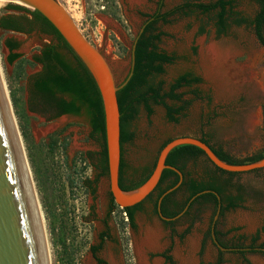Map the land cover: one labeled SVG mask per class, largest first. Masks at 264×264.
Returning <instances> with one entry per match:
<instances>
[{"label":"rangeland","instance_id":"374dc122","mask_svg":"<svg viewBox=\"0 0 264 264\" xmlns=\"http://www.w3.org/2000/svg\"><path fill=\"white\" fill-rule=\"evenodd\" d=\"M57 1L83 37L106 58L115 81L119 82L128 67L130 46L142 20L136 11L152 13L159 0L137 3L129 0ZM213 1L162 0L159 11L162 13L184 3ZM4 4L6 1L1 0L0 8ZM101 5L105 6L104 10L100 9ZM232 6L248 20L257 10V4L250 0H232ZM156 27L164 33L159 48L173 55L174 59L164 65L163 74L155 76V80H163L166 87L177 75L191 72L201 81L189 89H179L186 104L175 122L166 119L161 105H151L150 114L138 107L127 127L133 137L122 148L125 181L137 180L141 172L150 170L161 145L178 136H204L213 148L239 161L263 154L264 48L257 42L253 26L229 23L223 32L217 33L213 13L181 9L168 16L166 23L157 22ZM5 38L18 41V48L14 51L19 57L11 63L6 60ZM45 41L47 39L37 30L28 35L0 30L2 76L42 212L51 263L89 264L87 245L99 230L97 223L90 222V219L103 217L109 201L107 180L99 177L92 183L95 188L93 197L81 183L84 178L93 177L84 160V152L95 153L97 148L96 138L89 135L83 111L78 115L62 114L48 119L29 110L28 78L39 69L38 65L30 63V54ZM210 47L216 50L217 59L214 61H218L212 75L207 74L200 64L202 55L210 58L206 51ZM192 89L197 90L198 96L190 93ZM182 165L184 171L196 180H206L207 175L215 177L223 184V195L239 196L238 206L225 210L218 217V228L223 231L218 238L227 245L224 248L233 244L246 247L250 237L264 226V167L220 172L204 155L186 160ZM174 197L180 200L181 192ZM191 212L190 216L174 220L168 228L152 214L145 202L134 213V228L129 229L122 212L115 209L109 224L112 234L119 238V255L122 254L124 262L129 263L131 255L135 258L136 251L139 264H164L160 258H150L147 254L161 251H166L174 264L215 262L220 249L211 242L206 231L213 208L209 202H200L192 207ZM145 224H156L161 230L160 247L146 252L144 249L139 256L137 241L144 234L139 233ZM232 228L237 229L224 234ZM137 235L139 237H135ZM134 237L133 252L128 241L134 245ZM263 241L264 234L259 233L255 246ZM236 249L220 250L221 264H264V254L241 255L235 252ZM109 251L112 252L105 247L102 256L109 258L112 264H118Z\"/></svg>","mask_w":264,"mask_h":264},{"label":"trees","instance_id":"16d2710c","mask_svg":"<svg viewBox=\"0 0 264 264\" xmlns=\"http://www.w3.org/2000/svg\"><path fill=\"white\" fill-rule=\"evenodd\" d=\"M250 1L257 4V10L254 16L249 20L233 10L232 0H215L209 3H184L181 6H175L162 13L159 11L162 0L157 2V9L152 12L151 15H146L147 20L140 32L137 33L134 41H132L134 47L131 74L126 83L115 92L119 113V144L132 139L133 133L129 131L127 127L129 121L136 115L139 106H141L147 114H150L152 112L151 105H161L164 109L166 119L175 122L177 116L180 115L186 104V101L182 100L183 93L179 92V89H189L191 86L197 85L201 81L198 76L191 72H183L177 75L166 87L163 80H155V76L163 74L164 65L170 64L174 59L173 55L159 48L158 43L161 37L164 36V33L158 30L156 23H166L168 21V16L175 12H179L181 9H194L201 14L213 13L214 25L217 33L223 32L229 26V23L233 25H252L257 42L264 48V0ZM0 30L23 35H28L31 31L37 30L40 35L47 39V41L38 46L35 52L30 54V63L38 65L39 69L28 78L29 95L27 103L29 105V110L47 116L48 119H54L62 114L78 115L83 111L90 127L89 135L91 137L94 135L97 136L100 142V150L97 153V174L92 180L84 178L81 181L83 187L93 197L95 188L91 184H94L99 177L107 176V167L104 145L102 100L92 76L56 29L38 11L13 2H6V4L0 8ZM3 45L8 49V55L6 57L7 62L11 63L19 57V54L14 51L18 48L17 40L5 38L3 40ZM189 91L194 96H198L196 89ZM198 139L207 144L215 156L226 163L242 164L264 157L263 153L248 158L246 161H239L220 149L213 148L208 144L204 136L198 137ZM169 140L165 141L161 147ZM184 155L199 156L204 154L202 150L194 145H179L172 148L167 153L164 164L176 166L180 158ZM153 165L154 164H152L151 169ZM123 168L124 164L120 158L117 183L122 190H130L139 186L151 172V169L148 171L144 170L137 180L130 181L126 184L124 183ZM215 169L220 172H225L217 167H215ZM169 175L175 174L171 169L163 168L155 187L145 197H151L153 192L158 189V193L153 200L154 207L156 206L157 199L169 188L165 186L159 189L160 185L165 182ZM208 189L216 190L221 198L227 202L226 206L223 208L224 210L238 206L237 201L240 200L239 196L222 195L223 184L221 182L218 184L215 177L207 175L206 180H196L195 178L188 179L186 183L185 200L180 208L183 205L189 206L192 203L210 201L215 203L216 197L213 193L201 192ZM197 192L201 193L196 195ZM168 194L169 193H165L161 196L160 204ZM108 195L109 208L104 219H109L111 215L110 212L119 209V211L125 213L128 225L133 227L134 212L139 207L141 201L131 206L118 208L113 202L109 192ZM162 212L168 216H174L177 213L163 211V209ZM185 213L186 212H184V214ZM214 213L215 211L213 210L212 216ZM212 216L210 220H212ZM236 229L237 228H232L227 230L224 234ZM259 233L264 234V226L256 230L255 234L250 237L249 244L246 247H241L240 244H233L231 246L237 248L235 252L241 255L246 253L264 254V241L255 246ZM100 234L104 235V233ZM219 244L222 245V247L227 246L221 242ZM90 251H94V247H90ZM166 258L169 260L168 256ZM221 263V251L218 250L215 262L204 264Z\"/></svg>","mask_w":264,"mask_h":264},{"label":"water","instance_id":"95a60500","mask_svg":"<svg viewBox=\"0 0 264 264\" xmlns=\"http://www.w3.org/2000/svg\"><path fill=\"white\" fill-rule=\"evenodd\" d=\"M38 11L60 34L72 52L92 76L101 96L104 117V145L107 186L113 202L119 207L134 205L155 187L163 168L179 174L173 166L164 164L174 147L190 144L202 150L215 167L227 172H240L264 167V157L249 163L230 164L220 160L209 146L192 136H178L159 150L149 176L137 187L122 190L118 186L119 113L115 92L128 80L133 67V47L123 78L115 81L106 58L79 32L77 26L57 0H3ZM141 30V29H140ZM134 41V40H133ZM134 43V42H133ZM168 189L163 192L164 195ZM201 192H209L203 190ZM201 192H197L198 195ZM161 195V196H162ZM161 196L157 199V210ZM161 219L170 218L161 216ZM214 244H217L213 240ZM220 250H234L216 245ZM0 264H44L35 210L17 147L12 126L0 90Z\"/></svg>","mask_w":264,"mask_h":264},{"label":"flooded vegetation","instance_id":"af4514ba","mask_svg":"<svg viewBox=\"0 0 264 264\" xmlns=\"http://www.w3.org/2000/svg\"><path fill=\"white\" fill-rule=\"evenodd\" d=\"M100 9L104 10L105 6L101 5ZM136 15L139 18H142V20H141V22H140V24L138 26V30H137L136 34L134 35L133 40L135 39L137 33L140 32V29H142L145 21L147 20V16L146 15H151V12L143 13V12H137L136 11ZM31 32H33V31H31ZM111 71H112V74H113V77H114V73H113V69L112 68H111ZM88 129H89V132H90L89 125H88ZM94 137L96 138V142H97L96 152L95 153H90V151L84 152V160H86L87 164L89 165V167L91 168V171L93 173L92 179H94V177L97 174V169H96L97 153L100 150V142H99L97 136L94 135ZM126 142H128V141H126ZM126 142H122L121 144H119V160L121 158L123 164H124V161H123V157H122V148H123V145ZM196 157L197 156H194V155H184L183 157L180 158L179 163L176 166H173L175 169H177L179 171V174L172 170L175 175H169L167 177V179L165 180V182L160 185L159 189H161L162 187L168 186L169 187L168 189L171 188V190L166 192V193H169V194L162 201L161 204H160V201H159L158 210H157V204H156L155 207H154V204H153V200L155 199V196L158 193V189H157L156 191L153 192L151 197H147V198H144V199L141 200V202L139 203V207L135 210V212L137 210H139L142 207V205L146 202L148 207H149V209H150V211L152 212V214L157 217V219L162 223L163 226H166L168 228L171 226V224L174 222V220H177V219H179V218H181L183 216H190L192 214V212H191L192 207L194 205H199L200 203H192L189 206L188 205H183L180 208L181 204L185 200L186 183H187L188 179L192 178L189 173H186L184 171V167H183L182 163L185 162L186 160L194 159ZM124 183L128 184L129 182H126L125 179H124ZM217 183L219 184L220 182H217ZM168 189H166V190H168ZM177 192H181V196L182 197H181L180 200L174 197V194H176ZM209 192H211V193H213L215 195L216 202L215 203H213L212 201L209 202V204L212 206V208L215 211V213L212 216V220L209 222L206 231L208 233V236L210 237L211 242L213 243V240L216 241L217 244L213 243L216 246V245H220L219 244L220 241H219L218 237H219V235H221L223 233V231L218 228V217L225 211L223 208L226 206L227 202L221 198V196L218 194V192L216 190L210 189ZM225 196H228V194H225ZM160 200H161V198H160ZM108 208H109V201L106 204V208L104 210L103 217L98 218V219H95V218L94 219H90V222L94 221V222L97 223V225L99 226V230L97 231L96 235H94L92 241L89 242V244L87 245V249L86 250H87V252L89 254V260H90V261H88L89 264H112L109 261V258L102 256L103 255L102 252H103V249L105 247L106 248H110L112 250V252H110V251L109 252L113 255V257L115 258V262H117L118 264H130V263L131 264H136V262H137V264H139V260H138L137 255H136V251L134 252V248H135V240L134 239H136L135 237H139V235H137V236H135L133 238L134 245H133V243L131 244L130 240L128 241L129 247L131 249L133 248V252H134L136 260H135L134 256L131 255V259H129V260H131V262L127 263L126 260L124 262V260H123L124 256L122 254H121V256L119 255L120 254L119 248H121V246L119 244V238L117 236H114L112 234V232H111L112 229H111V226L109 224L110 219H104V216L106 215V213L108 211ZM162 209H163V211L175 212V213L177 212V213L174 216H168V215L163 214ZM226 210H228V209H226ZM113 212L114 211H111L110 214H113ZM184 212H186V213L184 214ZM160 215L163 216V217H168L170 219H168V220L161 219ZM126 224H127L129 229H133L134 228V226L130 227L128 225L127 220H126ZM148 227H156V229L159 232V235L161 234V230L159 229V227L156 224H145L144 226H142V231L139 234H143L145 229H147ZM100 233H104V235H101ZM220 246H222V245H220ZM90 247H94V251H90ZM159 247H160V240H159L157 248H149V249L146 248L145 252L148 251V250H154V249L157 250ZM147 254H148V256L150 258H153V257L160 258L162 260V263H164V264H174V262L172 261L171 256L168 255V253L166 251H161V252H158L156 254H152L151 252L150 253L147 252ZM117 256H119V257H117ZM167 256L169 257V260L166 258ZM197 264H199V263H197Z\"/></svg>","mask_w":264,"mask_h":264},{"label":"bare ground","instance_id":"6f19581e","mask_svg":"<svg viewBox=\"0 0 264 264\" xmlns=\"http://www.w3.org/2000/svg\"><path fill=\"white\" fill-rule=\"evenodd\" d=\"M129 1L132 2V3H137L140 0H129ZM212 47H210V48H208L206 50L208 52L207 55L210 58L208 59L207 56L203 53L205 57H203V55H202L201 56L202 57V62H200L202 68L204 67V70H206V73L207 74L209 73V75L214 74L213 67L218 62V61H214V60L217 59V55H216L217 52ZM0 90H1V94H2V97H3V100H4V104H5L7 113H8V117H9V120H10V123H11V126H12V130H13V133H14V136H15V140H16L17 147H18V150H19V153H20V157H21V160H22L23 168H24V171H25L27 183H28V186H29L30 194H31V198H32L33 205H34L35 216H36V221H37V227H38L40 243H41V248H42L43 263L44 264H52L51 263V259H50V254H49V248H48V243H47V238H46V233H45L46 229L44 227V220H43L42 212H41L38 200H37V196H36V192H35V189H34L32 177H31V173H30V169H29V166H28V163H27V160H26V157H25V153H24V150H23L22 142H21V139H20L17 127H16L15 118H14L12 110H11L9 98L7 96V91H6L5 83H4L3 76H2L1 64H0ZM137 242H138L137 245L139 246L138 249H137L139 256H141L142 250H144L146 248H148V249L149 248H157L158 247V243H159V232L156 229V227H148L144 231L143 236ZM191 245H193V242H191ZM155 264H157V263H155Z\"/></svg>","mask_w":264,"mask_h":264},{"label":"built area","instance_id":"2783aa9c","mask_svg":"<svg viewBox=\"0 0 264 264\" xmlns=\"http://www.w3.org/2000/svg\"><path fill=\"white\" fill-rule=\"evenodd\" d=\"M122 215H123L124 220H126V216H125V214L123 212H122Z\"/></svg>","mask_w":264,"mask_h":264}]
</instances>
